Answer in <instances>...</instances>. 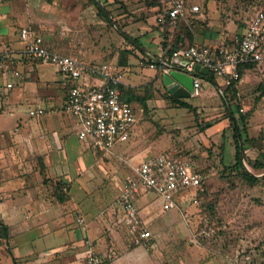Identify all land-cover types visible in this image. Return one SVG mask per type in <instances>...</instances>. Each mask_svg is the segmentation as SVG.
<instances>
[{
    "label": "crops",
    "instance_id": "obj_1",
    "mask_svg": "<svg viewBox=\"0 0 264 264\" xmlns=\"http://www.w3.org/2000/svg\"><path fill=\"white\" fill-rule=\"evenodd\" d=\"M43 2L0 0V51H10L18 59L17 67L22 76L19 103L25 102L29 112L36 108L47 111L44 120L35 123L26 120L17 124L18 131L13 132L12 136L0 131V218L10 228L9 241L14 257L22 260L23 264H80L86 256L84 241L89 238L95 242L100 253L114 249L118 254V264L124 262V256L135 259L145 257L149 264H201L200 255L194 258L190 254L191 250L200 252V249H190L194 244L191 223L195 206L187 200L183 201V209L164 211L162 201L154 194L143 192L138 196L136 204L140 217L151 234L147 245L135 244L136 236L125 226L123 213L115 204L110 210L103 209L89 218L77 203L96 192V183L106 181L104 174L101 177L100 166L104 168L110 158L108 154L97 152L92 142L79 140V126L75 121L65 122L60 118V112H53L59 110V101L64 105L67 97L64 80L55 77V73H58L56 68L50 66L55 71H49V65H33L20 59L24 47L19 37L20 29L49 30L51 24L46 22L49 14L39 11ZM97 23L100 27L107 24L105 20ZM245 31L246 26L235 34L240 35ZM192 33L193 43H188L183 34V45L215 47L227 42L225 40L228 38L231 42L235 36L218 32L211 24L206 28L196 26ZM120 35L122 39L118 38V43H125L126 38ZM142 36L145 37L141 40L143 48H135L127 66L119 63L120 51L118 57L108 62L124 69L126 87L153 83L157 97L160 91H168L163 75L150 68L163 53V29L153 33L144 32ZM71 46L74 47L73 44ZM69 54L88 63L95 57L80 54L77 50L69 51ZM134 60L141 61V66H147L150 71L137 72ZM20 66L26 70L25 77ZM202 75L201 97L205 102L197 112L202 114L205 124L200 142L208 149V154L213 151L216 159L223 158L232 165L236 149L223 102L228 86L224 80L210 73ZM27 77L39 82V92L34 90ZM236 97L240 111L250 114L246 125L248 136L262 138L260 147L264 153V63L242 67ZM134 133L135 129L129 141ZM9 146L14 149L13 155L6 150ZM246 153L252 160L259 156L255 148H247ZM81 220L83 223H80Z\"/></svg>",
    "mask_w": 264,
    "mask_h": 264
},
{
    "label": "rangeland",
    "instance_id": "obj_2",
    "mask_svg": "<svg viewBox=\"0 0 264 264\" xmlns=\"http://www.w3.org/2000/svg\"><path fill=\"white\" fill-rule=\"evenodd\" d=\"M150 3L151 0H44L39 11L49 14L46 22L51 25L49 30L35 29L48 43L67 55H70L69 51L77 50L80 54L94 55L91 63L108 62L118 57L119 51H135L127 41L118 43L117 39H122V36L117 26L140 41L145 39L142 36L144 32L153 33L162 28ZM189 3H197L201 8L200 13L190 15L185 22L192 26L191 30L211 24L214 30L226 34H235L238 29L244 28L255 9L264 10V0H189ZM100 20L107 23L102 28L97 23ZM236 36L238 34L233 39ZM229 39L225 41L229 42ZM23 61L41 64L29 59ZM138 61L134 60L135 70L148 73L149 68L141 66V61ZM47 68L55 71L50 66ZM20 69L25 77V68L20 66ZM55 75L63 79L61 74ZM20 80L10 74L7 77L0 75V131L10 136L18 131L16 125L20 122L32 120L35 123L45 119V116L30 117L28 105L23 101L19 103ZM27 80H31L34 90L38 89L39 82L35 78L27 77ZM8 81L15 84L12 89L7 88ZM160 92L148 102L147 108L137 109V125L132 140L115 144L108 154L109 163L104 168L100 166L101 177L105 176L106 181L96 183V192L77 203L89 218L103 209L110 210L133 166L161 152L176 151L201 171L208 193L203 204L215 203L212 209L203 204H190L195 206L191 223L194 244L190 249H200V252L191 250V256L197 258L200 255L201 264H264V180L254 186L245 183L236 172L229 170L227 165L230 161L216 159L215 152L208 154V149L202 146L200 134L205 122L197 111L205 102L204 98L190 100L189 103L195 107L192 111L173 104L165 90ZM58 107L62 120L75 121L63 111L62 101L58 102ZM6 150L13 155L11 146ZM186 195L188 202L192 200V192L188 191ZM9 240L0 245V264H14ZM15 259L16 264H23L22 260ZM146 260L145 257L135 259L124 256V262L120 264H149Z\"/></svg>",
    "mask_w": 264,
    "mask_h": 264
},
{
    "label": "built area",
    "instance_id": "obj_3",
    "mask_svg": "<svg viewBox=\"0 0 264 264\" xmlns=\"http://www.w3.org/2000/svg\"><path fill=\"white\" fill-rule=\"evenodd\" d=\"M28 1V0H24ZM162 5V21L171 25L186 21L190 15L201 12L199 5L189 0H159ZM256 11L249 19L245 33L236 36L231 44L222 42L215 47L191 45L175 52L171 57L163 50L162 56L150 65L161 75L178 71L192 77L191 98L203 94L204 77L196 66L208 71L215 78L224 80L230 87L241 80L240 67L264 63V10ZM19 37L24 44L20 59L38 61L56 68L68 87L63 111L79 126L77 136L81 141H91L94 149L107 155L118 143H127L137 125V116L129 102L123 100L121 87L125 86L124 69L116 63H86L75 57L60 54L46 45V40L31 27L21 28ZM181 58L185 63H178ZM18 59L10 51H0V75L9 74L21 78ZM13 82L7 88L14 87ZM53 112H60L54 110ZM243 112V110H241ZM47 111L36 108L29 116L39 118ZM204 182L201 171L192 161L176 151H165L132 167L126 177L115 207L123 213V222L129 232L136 236L135 244L147 245L151 234L145 227L136 201L138 196L153 193L162 201L164 210H180L192 192L189 204L198 205L196 191ZM183 209V208H182ZM80 223H83L81 220ZM86 256L80 264H118L114 249L105 253L97 250L96 244L87 238L84 241Z\"/></svg>",
    "mask_w": 264,
    "mask_h": 264
},
{
    "label": "trees",
    "instance_id": "obj_4",
    "mask_svg": "<svg viewBox=\"0 0 264 264\" xmlns=\"http://www.w3.org/2000/svg\"><path fill=\"white\" fill-rule=\"evenodd\" d=\"M151 8L155 11V15L159 16L157 21L158 25L163 29V41L162 48L167 51V56L171 57L175 52L183 49L187 46L183 45L185 43V37L188 39V43H193V33L190 29L192 26L186 21H181V23H177L176 25H171L169 20L161 21L160 15L162 14V5L159 0H151L150 3ZM258 9V8H257ZM255 12V11H254ZM251 14V16L254 14ZM107 18V17H106ZM189 18V17H188ZM187 18V19H188ZM251 18V17H250ZM249 18V19H250ZM191 23V22H190ZM187 24V25H186ZM247 28V23H246ZM117 30L121 33L127 40V42L133 46V48L141 49L143 48L141 41L137 38H133L128 35L123 28L117 26ZM231 43V42H229ZM46 45L53 51H56L60 54L67 55L61 52L59 49H56L51 43L46 41ZM190 46V45H188ZM133 55L132 49H125L120 51V65L127 66L129 64V58ZM254 64L246 65L253 66ZM245 66V65H244ZM240 67V73L242 72V67ZM204 77V75H202ZM66 91L68 92V87L66 86ZM122 98L123 100L130 103L135 112L137 109L141 107L147 108V104L156 96V91L153 83H149L140 87H121ZM168 98L173 104L179 105L183 108L194 110L192 107L190 100L191 99H178L171 95L169 91H166ZM237 83H233L230 87H228L227 91L224 93L223 102L226 106V114L230 121V127L233 130V139L235 142V161L232 165H228L229 170H233L239 176V178L245 183L254 186L264 180V153L262 148L260 147V142L262 138L254 139L250 138L247 133V121L249 119V113H242L240 111V104L237 100ZM207 126L209 124H206ZM247 148H255L259 151V156L257 159L252 160L247 155ZM246 167L251 168L252 171H249ZM262 176H259L261 175ZM206 188H204V182L196 191V198L199 199L201 205L203 204V200L207 197ZM202 202V203H201ZM205 206H209L211 209L215 206V203L212 202L205 203ZM215 215H213L214 217ZM10 239V228L9 226L0 218V245L4 242H7ZM14 264H16V259L13 258Z\"/></svg>",
    "mask_w": 264,
    "mask_h": 264
},
{
    "label": "water",
    "instance_id": "obj_5",
    "mask_svg": "<svg viewBox=\"0 0 264 264\" xmlns=\"http://www.w3.org/2000/svg\"><path fill=\"white\" fill-rule=\"evenodd\" d=\"M185 63L181 58L177 59ZM196 71L201 74H207L208 71L200 66H196ZM164 84L171 95L178 99H186L191 97L192 77L178 71H172L169 75L163 76Z\"/></svg>",
    "mask_w": 264,
    "mask_h": 264
}]
</instances>
